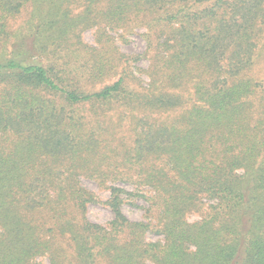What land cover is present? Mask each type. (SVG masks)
I'll list each match as a JSON object with an SVG mask.
<instances>
[{"label": "trees", "instance_id": "16d2710c", "mask_svg": "<svg viewBox=\"0 0 264 264\" xmlns=\"http://www.w3.org/2000/svg\"><path fill=\"white\" fill-rule=\"evenodd\" d=\"M44 258L264 264V0H0V264Z\"/></svg>", "mask_w": 264, "mask_h": 264}, {"label": "rangeland", "instance_id": "374dc122", "mask_svg": "<svg viewBox=\"0 0 264 264\" xmlns=\"http://www.w3.org/2000/svg\"><path fill=\"white\" fill-rule=\"evenodd\" d=\"M79 9H80L79 7H73L74 12H77ZM95 29L96 27H92L82 32L83 42L91 45H96ZM141 32L142 29L140 28L136 29L133 32L127 34V36L124 39H118L117 34L115 33H112V35L116 37L115 45L118 47V49L121 52L129 53V54H139L143 52L145 47V42L143 37L141 36ZM136 65L140 67H146L147 60L142 58L138 62H136ZM140 76L143 80L146 81V76L144 74ZM82 183L85 186H87L89 189L93 190L101 200H105L109 195V191L107 189H99L95 184V182H93L90 179L82 178ZM120 185L124 186L126 190L133 189L132 186L129 184H120ZM144 204L145 202L142 198L136 199L135 205L129 202H125L122 205V211L128 218L132 220H139L142 218L143 215L142 206ZM87 216L90 220L94 222L104 223L112 217V212L107 206H105L100 202H97L88 205ZM198 218L199 216L196 213H192L187 216V219L189 221H193ZM148 237L155 239L156 236L151 234L148 235ZM43 262L45 264H48L46 258L43 259Z\"/></svg>", "mask_w": 264, "mask_h": 264}]
</instances>
